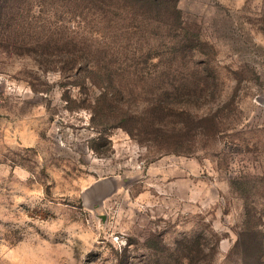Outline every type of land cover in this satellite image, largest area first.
I'll list each match as a JSON object with an SVG mask.
<instances>
[{"label": "rangeland", "instance_id": "obj_1", "mask_svg": "<svg viewBox=\"0 0 264 264\" xmlns=\"http://www.w3.org/2000/svg\"><path fill=\"white\" fill-rule=\"evenodd\" d=\"M0 264H264V0H0Z\"/></svg>", "mask_w": 264, "mask_h": 264}, {"label": "trees", "instance_id": "obj_2", "mask_svg": "<svg viewBox=\"0 0 264 264\" xmlns=\"http://www.w3.org/2000/svg\"><path fill=\"white\" fill-rule=\"evenodd\" d=\"M150 1V0H149ZM154 1H158V0H154ZM159 1H161V0H159Z\"/></svg>", "mask_w": 264, "mask_h": 264}]
</instances>
